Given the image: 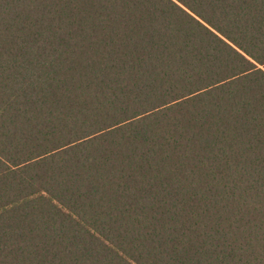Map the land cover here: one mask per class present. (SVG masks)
Instances as JSON below:
<instances>
[{"label":"trees","instance_id":"obj_1","mask_svg":"<svg viewBox=\"0 0 264 264\" xmlns=\"http://www.w3.org/2000/svg\"><path fill=\"white\" fill-rule=\"evenodd\" d=\"M0 264H264V0H0Z\"/></svg>","mask_w":264,"mask_h":264}]
</instances>
